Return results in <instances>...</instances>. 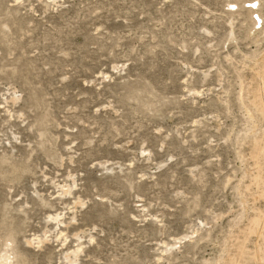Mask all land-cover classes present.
Instances as JSON below:
<instances>
[{
	"label": "rangeland",
	"instance_id": "374dc122",
	"mask_svg": "<svg viewBox=\"0 0 264 264\" xmlns=\"http://www.w3.org/2000/svg\"><path fill=\"white\" fill-rule=\"evenodd\" d=\"M263 59L264 0H0L11 264H264Z\"/></svg>",
	"mask_w": 264,
	"mask_h": 264
},
{
	"label": "bare ground",
	"instance_id": "6f19581e",
	"mask_svg": "<svg viewBox=\"0 0 264 264\" xmlns=\"http://www.w3.org/2000/svg\"><path fill=\"white\" fill-rule=\"evenodd\" d=\"M232 27V26H231ZM230 40L234 41L235 40V35L233 32V29H231L230 32ZM253 80H254V90L252 93L253 96V105L256 108H260V111L262 113L263 121H264V59L259 60V61H254V75H253ZM13 103H16L15 101L17 100L16 97H13L12 99ZM252 132V131H251ZM256 133V131H254ZM255 151H254V160H255V165L257 166V170L260 174L262 170H264V130H263V139L260 141L255 142ZM256 185H259L260 182V175L256 177L255 179ZM67 191L66 193H68ZM262 228H264V219L261 222ZM4 244L0 248V264H11L14 263V260L16 259L17 253H15V248L14 244L11 241L10 238L4 240ZM261 252L260 246L255 247V260L257 262L260 261V256L259 253ZM79 251H74L72 255H67L66 256V261L68 264H75L77 255Z\"/></svg>",
	"mask_w": 264,
	"mask_h": 264
}]
</instances>
